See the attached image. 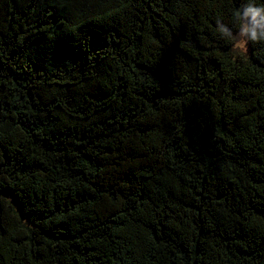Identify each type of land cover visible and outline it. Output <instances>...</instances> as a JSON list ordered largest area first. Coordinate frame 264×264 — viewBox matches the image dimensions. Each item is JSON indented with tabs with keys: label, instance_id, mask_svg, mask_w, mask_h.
Wrapping results in <instances>:
<instances>
[{
	"label": "trees",
	"instance_id": "trees-1",
	"mask_svg": "<svg viewBox=\"0 0 264 264\" xmlns=\"http://www.w3.org/2000/svg\"><path fill=\"white\" fill-rule=\"evenodd\" d=\"M246 2L0 0V264H264Z\"/></svg>",
	"mask_w": 264,
	"mask_h": 264
},
{
	"label": "clouds",
	"instance_id": "clouds-1",
	"mask_svg": "<svg viewBox=\"0 0 264 264\" xmlns=\"http://www.w3.org/2000/svg\"><path fill=\"white\" fill-rule=\"evenodd\" d=\"M238 31L232 30L221 21L216 22V31L224 38L233 41L237 48L243 49L249 42H264V5L247 0L234 13Z\"/></svg>",
	"mask_w": 264,
	"mask_h": 264
},
{
	"label": "rangeland",
	"instance_id": "rangeland-1",
	"mask_svg": "<svg viewBox=\"0 0 264 264\" xmlns=\"http://www.w3.org/2000/svg\"><path fill=\"white\" fill-rule=\"evenodd\" d=\"M248 45H246V47L245 48H243V49H239V48H237L236 47V45H235V53L237 54V55H239V56H245V55H247L248 54Z\"/></svg>",
	"mask_w": 264,
	"mask_h": 264
}]
</instances>
